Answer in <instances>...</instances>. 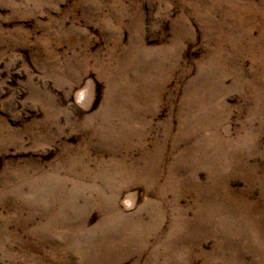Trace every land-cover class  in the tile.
<instances>
[{"label":"rangeland","instance_id":"374dc122","mask_svg":"<svg viewBox=\"0 0 264 264\" xmlns=\"http://www.w3.org/2000/svg\"><path fill=\"white\" fill-rule=\"evenodd\" d=\"M0 264H264V0H0Z\"/></svg>","mask_w":264,"mask_h":264}]
</instances>
